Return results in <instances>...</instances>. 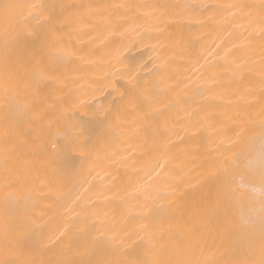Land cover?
<instances>
[{
	"label": "bare ground",
	"instance_id": "bare-ground-1",
	"mask_svg": "<svg viewBox=\"0 0 264 264\" xmlns=\"http://www.w3.org/2000/svg\"><path fill=\"white\" fill-rule=\"evenodd\" d=\"M0 264H264V0H0Z\"/></svg>",
	"mask_w": 264,
	"mask_h": 264
}]
</instances>
